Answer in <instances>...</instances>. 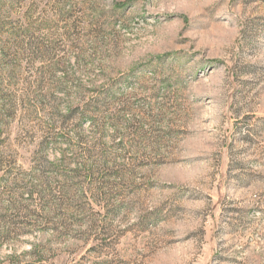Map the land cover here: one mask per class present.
I'll use <instances>...</instances> for the list:
<instances>
[{
    "label": "rangeland",
    "instance_id": "obj_1",
    "mask_svg": "<svg viewBox=\"0 0 264 264\" xmlns=\"http://www.w3.org/2000/svg\"><path fill=\"white\" fill-rule=\"evenodd\" d=\"M0 264H264V0H0Z\"/></svg>",
    "mask_w": 264,
    "mask_h": 264
},
{
    "label": "trees",
    "instance_id": "obj_2",
    "mask_svg": "<svg viewBox=\"0 0 264 264\" xmlns=\"http://www.w3.org/2000/svg\"><path fill=\"white\" fill-rule=\"evenodd\" d=\"M29 193H30V192H29ZM30 194H32V192H31Z\"/></svg>",
    "mask_w": 264,
    "mask_h": 264
}]
</instances>
